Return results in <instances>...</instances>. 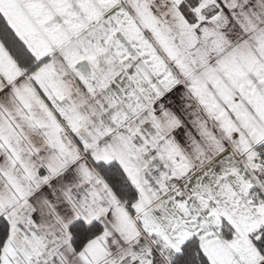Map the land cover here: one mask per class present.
I'll return each mask as SVG.
<instances>
[{
	"label": "snow or ice",
	"instance_id": "obj_1",
	"mask_svg": "<svg viewBox=\"0 0 264 264\" xmlns=\"http://www.w3.org/2000/svg\"><path fill=\"white\" fill-rule=\"evenodd\" d=\"M0 264H264V0H0Z\"/></svg>",
	"mask_w": 264,
	"mask_h": 264
}]
</instances>
